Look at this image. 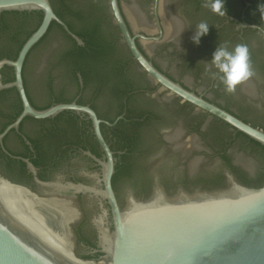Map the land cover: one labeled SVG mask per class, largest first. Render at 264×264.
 <instances>
[{"label": "flooded vegetation", "instance_id": "1", "mask_svg": "<svg viewBox=\"0 0 264 264\" xmlns=\"http://www.w3.org/2000/svg\"><path fill=\"white\" fill-rule=\"evenodd\" d=\"M149 1L152 23L144 19L145 25L134 30L118 0L131 36H160L159 39L135 38L146 59L187 91L264 132V109L255 104V88L250 82L239 83L240 92H235L239 89L236 85L228 93L212 74L215 69L206 81L202 65L196 72L197 82L189 85L160 67L145 52L142 43H157L164 38L161 1ZM171 1L177 4L172 14L181 25L183 17L179 14L186 10L193 16L201 13L211 22L209 37L203 42L210 51L230 44L229 50L238 44L246 45L252 77L264 79V0H223L222 14L212 11V0ZM49 3L56 16L83 44H77L60 25L51 22L23 61L24 92L36 110L58 103H75L95 113L100 121V134L112 153L111 188L120 208L129 193L136 198H147L156 186H161L170 195L162 182L161 174L166 170L170 171L172 183L169 187L174 191L189 186L222 188L227 184L228 175L244 185L259 187L264 184V164L250 167L236 157L233 146L242 138L262 153L264 147L150 80L130 54L114 23L108 0L107 15L116 29L115 38L110 37L107 25L92 5H82L76 0H49ZM39 13L38 10L0 12V60L16 59L23 43L40 24L42 13L41 16ZM10 17L13 19L9 20ZM54 28L64 35L68 45L57 48L49 60L58 75L47 70L37 78L41 86L36 87L32 82L40 68L39 61H34V53ZM179 35L170 37L165 45H172ZM119 43L126 55L119 50ZM13 80V68L2 66L0 83ZM245 85H251L253 91H245ZM39 98L41 101H36ZM257 99L264 103V96ZM21 111L16 88H0V133ZM172 133H176L174 137ZM2 146L7 154L0 146V177L28 191L44 223L69 236L77 255L104 264L100 260L103 255L100 238L105 231L112 230V217L108 200L95 191L104 189L102 163L106 162V156L89 116L82 111L67 110L44 119L25 117L16 129L4 135ZM149 157H152L151 166L146 164ZM192 161L203 165L199 173L195 171L197 167L190 170ZM208 163L216 165L217 169L207 171ZM50 200L70 204L72 218L67 208L48 205Z\"/></svg>", "mask_w": 264, "mask_h": 264}, {"label": "water", "instance_id": "2", "mask_svg": "<svg viewBox=\"0 0 264 264\" xmlns=\"http://www.w3.org/2000/svg\"><path fill=\"white\" fill-rule=\"evenodd\" d=\"M120 1L134 30L137 26L145 25L144 19L152 23V7L149 0ZM160 1L164 38L157 43H142V47L160 67L168 69L176 77H181L189 85L197 82V69L204 65L207 81L210 72L214 70L210 69L213 51L204 47L203 42L209 37L211 22L201 13L193 16L186 10L179 14L183 17L182 26L181 21L172 14L176 12L177 4L171 0ZM76 2L96 8L109 29L110 37L117 36L116 29L107 15V0ZM108 3L114 23L120 30L130 54L148 74L150 80L223 120L264 147L262 130L210 104L159 72L138 49L135 38L159 39L160 36H131L121 15L118 0H108ZM29 10L42 13L40 24L23 43L15 60H0V68L4 65L11 66L14 72V80L7 84L0 83V88L15 87L22 103L19 116L0 133V146L3 149L4 135L12 128L16 129L25 117L44 119L67 110L82 111L89 116L94 134L106 156V162L102 163L104 189L95 193L108 200L112 217V230L105 231L100 238L103 254L100 260L104 264H264V184L252 187L228 175L227 184L222 188L197 189L196 186H189L174 191L169 187V183H172L170 171L166 170L161 174L162 182L170 195L161 186H156L147 198H136L128 192L126 203L122 208L119 207L111 188L112 153L100 134V121L95 113L90 108L75 103H58L44 110H36L26 97L21 76L23 61L30 49L44 36L51 22L60 25L77 44H83L56 16L49 0H0V12ZM11 19L13 18L10 17L9 20ZM156 22L158 23L157 18ZM201 22L208 25V32L200 38L199 44H194L191 36L196 25ZM159 32L161 33L160 27ZM178 35L172 45H165L170 37L175 38ZM0 39L2 40L1 37ZM67 45V39L59 30L54 28L50 31L34 53V61H39L40 72L35 76L36 81L34 80L32 85L41 86L37 78L47 70H51L55 76L58 75L49 60L57 48ZM118 48L126 55L121 43ZM245 82H250L255 88V104L264 109V103L257 99L264 96V79L251 76ZM252 86L245 85V91L251 93ZM235 92H240V87ZM36 101H41V98ZM175 134L172 133L171 137ZM233 150L239 160L252 168L264 164V153L245 143L242 138L236 140ZM3 151L7 154L5 149ZM151 161L152 157L147 158L146 164L151 166ZM201 167L203 165H198L197 161L189 164L190 170L196 168V173L201 171ZM206 169L209 172L215 171L217 166L208 163ZM120 193L123 195V191ZM32 198L26 189L0 177V264H99L93 259L77 255L72 249L69 236L46 225L36 212ZM48 205L67 208L71 218L73 216V210L68 203L50 200Z\"/></svg>", "mask_w": 264, "mask_h": 264}, {"label": "clouds", "instance_id": "3", "mask_svg": "<svg viewBox=\"0 0 264 264\" xmlns=\"http://www.w3.org/2000/svg\"><path fill=\"white\" fill-rule=\"evenodd\" d=\"M222 7L223 0H212L211 9L213 12L221 13ZM207 32L208 25L204 22L199 23L191 36L192 42L199 44L200 38ZM210 69H215L212 74L220 80L226 91H233L236 85L253 75L248 47L238 44L233 46L231 50L226 46L215 48L211 54Z\"/></svg>", "mask_w": 264, "mask_h": 264}, {"label": "trees", "instance_id": "4", "mask_svg": "<svg viewBox=\"0 0 264 264\" xmlns=\"http://www.w3.org/2000/svg\"><path fill=\"white\" fill-rule=\"evenodd\" d=\"M39 15L41 16V13H39ZM79 34V36H81V34L80 33H78ZM10 55V54H9Z\"/></svg>", "mask_w": 264, "mask_h": 264}]
</instances>
